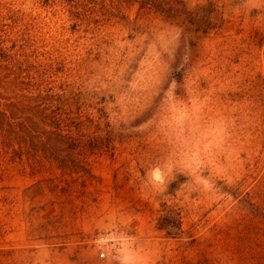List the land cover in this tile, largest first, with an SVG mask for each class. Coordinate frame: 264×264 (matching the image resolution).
I'll return each mask as SVG.
<instances>
[{
  "label": "rangeland",
  "instance_id": "1",
  "mask_svg": "<svg viewBox=\"0 0 264 264\" xmlns=\"http://www.w3.org/2000/svg\"><path fill=\"white\" fill-rule=\"evenodd\" d=\"M122 262L264 264V0H0V264Z\"/></svg>",
  "mask_w": 264,
  "mask_h": 264
},
{
  "label": "clouds",
  "instance_id": "2",
  "mask_svg": "<svg viewBox=\"0 0 264 264\" xmlns=\"http://www.w3.org/2000/svg\"><path fill=\"white\" fill-rule=\"evenodd\" d=\"M122 264H126V262H122Z\"/></svg>",
  "mask_w": 264,
  "mask_h": 264
},
{
  "label": "built area",
  "instance_id": "3",
  "mask_svg": "<svg viewBox=\"0 0 264 264\" xmlns=\"http://www.w3.org/2000/svg\"><path fill=\"white\" fill-rule=\"evenodd\" d=\"M104 257V256H103Z\"/></svg>",
  "mask_w": 264,
  "mask_h": 264
}]
</instances>
